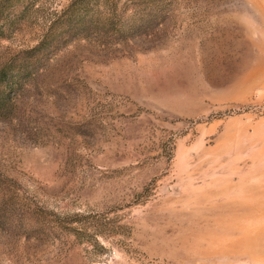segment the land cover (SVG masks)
Wrapping results in <instances>:
<instances>
[{"label": "rangeland", "instance_id": "rangeland-1", "mask_svg": "<svg viewBox=\"0 0 264 264\" xmlns=\"http://www.w3.org/2000/svg\"><path fill=\"white\" fill-rule=\"evenodd\" d=\"M2 68L0 264H264V0H0Z\"/></svg>", "mask_w": 264, "mask_h": 264}, {"label": "trees", "instance_id": "trees-1", "mask_svg": "<svg viewBox=\"0 0 264 264\" xmlns=\"http://www.w3.org/2000/svg\"><path fill=\"white\" fill-rule=\"evenodd\" d=\"M4 75V69H0V78ZM8 112L7 96L0 95V115H4Z\"/></svg>", "mask_w": 264, "mask_h": 264}, {"label": "crops", "instance_id": "crops-1", "mask_svg": "<svg viewBox=\"0 0 264 264\" xmlns=\"http://www.w3.org/2000/svg\"><path fill=\"white\" fill-rule=\"evenodd\" d=\"M254 254L257 256L256 259H259L262 257V259L264 258V249H260V250H256L254 252Z\"/></svg>", "mask_w": 264, "mask_h": 264}, {"label": "bare ground", "instance_id": "bare-ground-1", "mask_svg": "<svg viewBox=\"0 0 264 264\" xmlns=\"http://www.w3.org/2000/svg\"><path fill=\"white\" fill-rule=\"evenodd\" d=\"M254 68V67H253ZM254 70V69H253Z\"/></svg>", "mask_w": 264, "mask_h": 264}]
</instances>
